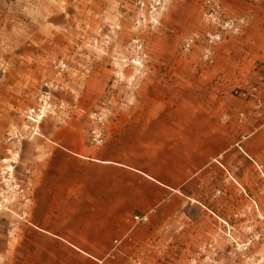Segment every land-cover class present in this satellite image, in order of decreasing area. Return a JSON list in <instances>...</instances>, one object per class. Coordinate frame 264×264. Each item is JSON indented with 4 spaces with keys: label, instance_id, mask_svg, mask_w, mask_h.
<instances>
[{
    "label": "rangeland",
    "instance_id": "1",
    "mask_svg": "<svg viewBox=\"0 0 264 264\" xmlns=\"http://www.w3.org/2000/svg\"><path fill=\"white\" fill-rule=\"evenodd\" d=\"M137 1L109 0L122 13L74 25V47L55 60L52 75L7 95L8 110L0 116V238L13 229L8 223H30L37 169L69 167L72 176L64 179L71 183H109L117 174L119 184H129L133 229L105 256L56 257V264L60 258L71 264H264V156L256 155L249 128L232 138L246 162L215 156L176 191L121 164L94 160L98 149L116 142L121 149L122 121L189 119L192 105L206 106L207 89L253 99L258 114L264 107V0H165L157 22L150 0L143 7ZM230 19L244 20L239 31L222 28ZM216 32L220 38L211 40ZM0 68L8 73L6 65ZM7 82L14 85L12 78ZM249 117L242 111L230 119L246 125ZM94 129L103 143L93 140ZM145 214L148 220L135 219ZM154 218L165 221L159 220L149 248L122 254L120 246Z\"/></svg>",
    "mask_w": 264,
    "mask_h": 264
},
{
    "label": "crops",
    "instance_id": "2",
    "mask_svg": "<svg viewBox=\"0 0 264 264\" xmlns=\"http://www.w3.org/2000/svg\"><path fill=\"white\" fill-rule=\"evenodd\" d=\"M108 1L0 0V67L6 65L8 70L7 74L0 72V116L8 110L10 90L21 94L27 81L52 75L55 60L74 47V25L80 27L88 17L101 19L122 13L118 6H108ZM121 1L116 0L117 4ZM261 75L264 80V73ZM11 78L14 85L7 82ZM206 92V106L197 104L195 109L192 105L189 119L122 121L121 149L119 142L110 149H98L94 160L121 164L176 191L188 177L202 173L215 156L225 154L227 161L233 160L230 162L239 156V163L246 162L232 145V138H238L246 128L254 134L256 155L263 157L264 107L255 114L253 99H238L225 90ZM242 111L250 114L246 125L230 119ZM232 149L233 155L228 153ZM119 156L125 160L119 162ZM65 176H72L69 167L37 169L30 223H8L14 227L0 238V264H56V257L105 256L115 240L132 231L134 190L129 184H119L117 174L114 182L101 184L71 183ZM159 220L163 219L139 226L132 234L133 242L120 246L122 254L148 249L161 229ZM57 263L71 264L63 258Z\"/></svg>",
    "mask_w": 264,
    "mask_h": 264
},
{
    "label": "built area",
    "instance_id": "3",
    "mask_svg": "<svg viewBox=\"0 0 264 264\" xmlns=\"http://www.w3.org/2000/svg\"><path fill=\"white\" fill-rule=\"evenodd\" d=\"M137 4L140 6V7H143L145 6V0H138L137 1ZM164 4H165V0H150L149 1V11L150 13L153 15L154 17V20L157 22V16L159 15V13L162 11L163 7H164ZM209 13L207 12L206 13V16L208 15ZM215 12H211L209 14L210 17H213V20H215V17L217 16H214ZM219 20H221L219 17H217ZM244 20L243 19H240V20H235V19H230V20H227V21H224L223 23H221L220 25L222 26L223 29H231L235 32L239 31L240 30V27L241 25L243 24ZM209 37L211 38V40H214V39H219L220 38V33L219 32H216V33H209ZM193 41V38L190 39L189 41H187L185 44H184V47L186 49H189L191 47V43ZM93 133V140L98 143V144H101L104 142V137H103V134L102 132L99 130V129H94L92 131ZM136 220L138 221H145V220H148V215L145 214V215H142V216H139L137 215L135 217ZM120 240H115L114 243H115V246L114 248H116L119 244H120Z\"/></svg>",
    "mask_w": 264,
    "mask_h": 264
}]
</instances>
